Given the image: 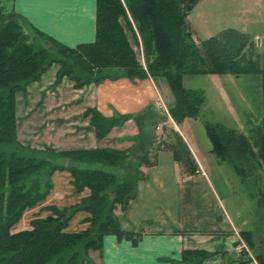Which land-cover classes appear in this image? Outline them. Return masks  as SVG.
Returning <instances> with one entry per match:
<instances>
[{"label":"trees","instance_id":"obj_1","mask_svg":"<svg viewBox=\"0 0 264 264\" xmlns=\"http://www.w3.org/2000/svg\"><path fill=\"white\" fill-rule=\"evenodd\" d=\"M199 1L127 0L135 21L133 24L122 0H97L96 40L75 47L60 43L37 29V37L47 38L49 45L27 44L20 40L25 37L19 24L21 17L3 14L0 10V264H84L90 261L87 255L90 250L102 251L107 234L138 244L143 229H123L115 213L119 205L125 209L135 197V182L129 176L118 178L105 168L125 164L130 153L110 147L64 151L45 147L38 150L21 144L17 133V94L26 92L27 87L40 80L56 62L60 63L56 81L68 76L77 88L121 76L133 80L148 75L166 77L177 98L175 106L171 107L174 120L181 123L187 117H198L206 95L202 89L185 85L186 74H241L251 72L255 67L243 64V59L248 56L246 50L253 49L255 41L235 29L225 30L201 43L195 41L188 16ZM157 10L163 14L157 15ZM169 26L173 28V36L175 34L173 40L165 30ZM138 34L143 43L146 66L134 50L133 42L139 44ZM54 46L66 56L53 55L50 47ZM258 69L255 70H262ZM158 115L152 106L135 114L114 116H105L96 107L84 112V116L90 117L99 140L114 126L133 118L140 128L137 144L141 145L143 155L138 157L139 161L146 157L147 141L153 137L146 130L148 124L167 119V115ZM206 127L214 150L226 149V145L231 147L238 142V146L258 154L264 166L263 128L258 130L259 137L256 138L252 134L247 137L244 132L237 134L234 128L221 122H206ZM251 138L255 140L253 143ZM175 139L176 160L186 163L194 173L198 165L188 145L178 133ZM54 157H66L67 160L57 163ZM57 170L70 171L76 190L90 189V193L71 206H47L50 214H37L28 228L16 230L25 211L46 199L52 188V175ZM139 176L143 177V173ZM81 210L90 213V226L83 231H70L71 219ZM252 232H241L251 246ZM212 254L203 249L184 250L182 260L177 263L201 264Z\"/></svg>","mask_w":264,"mask_h":264},{"label":"crops","instance_id":"obj_2","mask_svg":"<svg viewBox=\"0 0 264 264\" xmlns=\"http://www.w3.org/2000/svg\"><path fill=\"white\" fill-rule=\"evenodd\" d=\"M0 10L3 14L19 15L33 29L67 46L96 40L97 0H0ZM59 68L54 63L26 92L17 94L18 140L38 150L45 147L57 151L98 147L125 150L130 153L128 160L140 166L144 173L135 197L125 209L119 205L115 211L123 229H143V236L138 244H133L130 239H119L115 234L105 235L103 249L98 250L101 264H178L183 251L192 249L213 253L201 264H259L236 254L235 246L240 239L244 241L241 234L244 229L230 217L203 163L207 160L204 151L195 137L188 135L186 118L181 123L163 119L148 124L146 130L153 137L147 141L146 157L139 161L138 157L143 155L141 145L137 144L140 128L133 118L114 126L99 140L90 117L84 116L90 107L98 108L105 116H114L135 114L149 106L158 117L165 115L159 99L167 107H172L176 99L163 76L149 75L134 80L121 76L77 88L68 76L56 81ZM202 90L207 99L206 91ZM187 118H197L206 127L202 112L198 117ZM176 133L183 137L198 165L194 173L174 156ZM209 139L211 144L206 141L203 144L213 160L215 152ZM72 179L68 170L55 171L50 193L43 202L25 211L16 230L28 228L37 214H50L47 206L80 203L90 190L77 191ZM90 216L84 210L77 212L69 230H86L91 224Z\"/></svg>","mask_w":264,"mask_h":264},{"label":"rangeland","instance_id":"obj_3","mask_svg":"<svg viewBox=\"0 0 264 264\" xmlns=\"http://www.w3.org/2000/svg\"><path fill=\"white\" fill-rule=\"evenodd\" d=\"M122 1L133 24H135L127 0ZM156 13L157 15L163 14L158 10ZM121 21L123 24L126 22L123 17ZM19 24L25 36L20 40L27 44L37 43L41 47L49 45L47 38L41 35L37 37V31L22 18L19 19ZM188 25L198 43L231 29L248 35L255 41V47L247 49L248 56L243 59L244 66L252 68L251 66L255 65L251 72L223 75L218 73L186 74L184 81L187 87L206 91L207 99L201 111L205 122H221L229 128H234L237 134L244 132L247 137H251L252 134L258 138V130L264 129V0H200L189 14ZM172 29V26L165 28L173 40L175 34L173 36ZM138 37L139 44L133 42L134 50L139 60L146 66L147 60L143 43L139 34ZM50 49L55 56L64 55L55 46ZM58 64L60 65V63ZM257 68L262 70L256 71ZM164 78L168 81V78ZM168 83L177 101L176 94L169 81ZM19 93L21 94V92ZM159 101L167 119L174 120L171 115V107H167L161 98ZM162 112L161 114H163ZM186 121V127L189 126L188 135L189 137L194 136L204 151L207 160L203 163L207 167L230 217L234 219L239 228L253 231L252 246L242 235L244 241L240 239V242L235 246L236 254H242L259 264H264V166L258 159L259 155H254L244 147L238 146L239 143L236 142L237 145L233 144L231 147L226 145V149L222 148L221 150H214L213 146L215 154L212 160L203 144L205 141L211 144L205 124L197 118H186ZM21 136L23 139L25 138L22 133ZM254 141L251 138V142ZM254 150L258 152L259 149L254 145ZM54 158L57 163L67 160L66 157ZM126 160L125 164L105 166V168L114 172L118 178L131 177L135 182L137 193L138 183L143 178L137 177V175L143 171L140 166L135 165L128 158ZM183 167L187 169L185 164ZM121 173L127 176L123 177L124 175ZM240 249H244L245 253H242ZM87 255L90 261L84 264H101L97 249L90 250Z\"/></svg>","mask_w":264,"mask_h":264},{"label":"built area","instance_id":"obj_4","mask_svg":"<svg viewBox=\"0 0 264 264\" xmlns=\"http://www.w3.org/2000/svg\"><path fill=\"white\" fill-rule=\"evenodd\" d=\"M242 241H243V240H242ZM242 245L244 246V242H243V244H242ZM243 246H242V247H243ZM240 250H241V251H243L244 249H240Z\"/></svg>","mask_w":264,"mask_h":264}]
</instances>
